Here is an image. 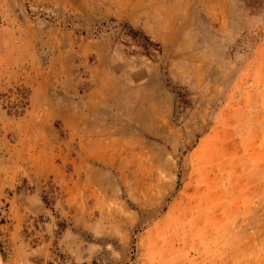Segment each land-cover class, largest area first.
<instances>
[{"label": "rangeland", "instance_id": "rangeland-1", "mask_svg": "<svg viewBox=\"0 0 264 264\" xmlns=\"http://www.w3.org/2000/svg\"><path fill=\"white\" fill-rule=\"evenodd\" d=\"M0 264H264V0H0Z\"/></svg>", "mask_w": 264, "mask_h": 264}, {"label": "crops", "instance_id": "crops-1", "mask_svg": "<svg viewBox=\"0 0 264 264\" xmlns=\"http://www.w3.org/2000/svg\"><path fill=\"white\" fill-rule=\"evenodd\" d=\"M130 15H132V14H130ZM133 16V15H132Z\"/></svg>", "mask_w": 264, "mask_h": 264}]
</instances>
